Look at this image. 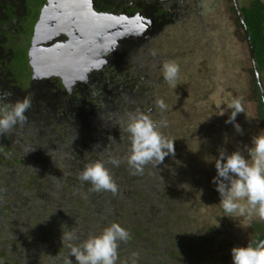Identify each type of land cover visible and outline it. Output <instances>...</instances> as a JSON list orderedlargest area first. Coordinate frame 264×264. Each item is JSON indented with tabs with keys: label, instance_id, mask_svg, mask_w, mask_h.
I'll use <instances>...</instances> for the list:
<instances>
[{
	"label": "rangeland",
	"instance_id": "rangeland-1",
	"mask_svg": "<svg viewBox=\"0 0 264 264\" xmlns=\"http://www.w3.org/2000/svg\"><path fill=\"white\" fill-rule=\"evenodd\" d=\"M237 1L242 6L249 5L253 0ZM196 4L194 0L181 3L178 13L182 15L187 10L186 16L183 17V14L166 25L161 34L149 37L152 39L149 48H153L145 56L146 69L140 68L143 74L138 77L142 85L138 94L139 101L151 105L148 109H153L150 116L154 121L159 123L167 120V127L161 128V131L169 139L175 140V156L165 158L163 164L167 162V167L156 169L153 181L158 183L159 176H162L163 185L174 182L179 194H187L181 201L183 213L178 214L181 218H175L176 227L167 233L166 242L175 250L185 249V254L179 257L180 264H233L231 249L247 247L250 242L253 244L256 234L254 225L264 223V220L259 217L257 209H253L250 214L246 212L243 216L234 215L233 218L225 215L220 205L221 196L213 183V177L217 175L215 159L223 150L228 154L241 150L249 158L244 146H251L253 136L259 135L264 127L257 116V104L251 98L253 61L248 42L235 20L238 16L235 8H232L235 6L234 0H203L200 8L195 7ZM164 62L179 65L178 79L172 84L164 80ZM30 65L32 64L27 57L22 56L20 65L17 66L21 71L28 67L30 72ZM236 98L242 100L245 109V113L238 114L236 118V122L244 130L243 135L235 131L233 124L225 122L231 115V101ZM158 99L165 101L166 111L162 112L156 106ZM110 104L116 106L114 101ZM222 112L224 115H220ZM85 136L78 137L77 144L82 143ZM39 142H43V148L36 147L39 152L36 153V158H41L42 161L31 162L33 159L21 156L12 159V166L22 167L25 173L19 180H12L17 176L16 171L11 173L10 167L1 163L0 181L3 178L11 181V186L23 183L22 187L12 189L10 186V189L0 192L2 245L8 243L1 234L10 235L15 229L12 225L18 226L17 233L28 231L23 223L28 208L26 202L19 197L22 198V195L32 189L34 174L39 173L38 178L43 176V158L54 154H49L45 138ZM59 150L63 152V149ZM35 164L39 166V171L30 168ZM65 168L71 169V165L66 164ZM58 193L55 190L50 192L53 201L59 198ZM26 201L30 202V199L26 197ZM240 202L247 204L246 199ZM31 227L30 232L35 238L43 235V227H37L34 220ZM137 227L139 226L136 225L130 231L132 235L129 240L120 246L131 251L128 257L136 261L147 258L156 262L159 257L153 252L148 255L144 253L143 258H140ZM44 239L40 237L37 242H43ZM57 248L58 246L53 248L49 258L59 255ZM17 255L20 259L19 248ZM2 258L0 252V260ZM163 260L166 264L167 259Z\"/></svg>",
	"mask_w": 264,
	"mask_h": 264
},
{
	"label": "flooded vegetation",
	"instance_id": "flooded-vegetation-1",
	"mask_svg": "<svg viewBox=\"0 0 264 264\" xmlns=\"http://www.w3.org/2000/svg\"><path fill=\"white\" fill-rule=\"evenodd\" d=\"M44 1L0 0V93H12L7 101H3L4 103H14L25 96L32 101V107L26 112L27 122L24 125L18 124L9 133L0 135L1 157L6 156L12 160L21 156L24 159H33L31 162L42 161L41 158H36L38 156L36 153H39L36 147L43 148V142L39 141H43L44 138L47 141L45 144L49 148V154L54 153V158L59 161L58 166L61 168V172H64L66 164L71 165V169H65L75 171L74 160L79 156L92 157V153L86 148L82 150L81 154V149L87 141H90L87 143L88 149L90 147L92 149L102 148L106 152V156L113 154L112 151L117 147H120L128 156L131 143L113 136L114 129L126 127L128 119L126 123L121 122L117 127L116 120L109 119V115L115 116L114 113L120 109L110 104L116 95L113 93L110 99L104 98L105 103L100 102L99 97L106 85L112 81V77H114L112 71L114 70L117 72L118 80L135 86L138 80V76H133L136 71L134 67L136 60L124 59L119 56V53L126 44H130L136 49L142 42L149 46L152 41L149 37L161 34L166 25L173 23L176 18L184 14H179L178 9L181 3L185 4L186 0H90L94 10L100 13H110L125 18L140 16L143 24L147 27V31L141 38L123 39L113 51L112 47L107 48V44L101 46L102 44L98 43V45H91L90 48L86 46L90 39H100L103 35H100L99 32L91 33L90 28L83 31L86 16L82 14L76 17V13L73 12L70 14L68 12L61 13V20L54 19V23L50 24L51 20L45 23V34H43V25L42 33L40 29L36 33ZM202 1L194 0L197 3L195 7L200 8ZM185 14H187V10ZM185 14L183 17L186 16ZM81 16H85V18ZM78 36L82 37L80 49L75 47L76 43L74 42ZM34 40L36 45L39 44L35 51ZM100 47L103 51L99 52V58L96 60L94 54L99 51ZM79 51H81V55L74 57ZM32 52L41 54L33 58ZM22 56H26L30 64H34V67L30 65V72H28V67L21 71V68L17 66L20 65ZM32 59H34L33 62ZM94 59L100 66L88 70ZM64 61L74 64H64ZM111 66L113 69L109 70ZM63 68L68 70L66 74L69 78L66 82L63 77L64 73H62ZM125 87L127 84H124L123 88ZM131 103L139 106L140 111L147 105L139 101V97ZM152 111L153 109H147V114H152ZM110 122L113 123L109 126L110 132L105 134L103 129H107V124ZM91 125L97 126L98 134H100L99 139H94L97 136L95 128L94 133L87 134V129ZM84 135L88 136L87 139L77 144L78 137ZM59 149H63V152ZM48 157L47 155L43 159ZM41 166L43 167V164ZM13 168L9 170H14ZM30 168L40 170L37 164ZM24 174L22 172V175ZM36 174H34L35 177ZM1 183H3V190L1 188L0 190L4 192L7 188V181L1 180ZM60 196L53 201L50 193L42 195L48 207H50L48 201H52L54 205L56 201H59ZM121 248L119 246V252H122ZM154 248L156 249L153 252L154 255L162 258L156 259V262L151 261L152 263L165 264L163 260L165 258L167 259L166 264H173V260L169 256L171 252L168 249L157 243Z\"/></svg>",
	"mask_w": 264,
	"mask_h": 264
},
{
	"label": "trees",
	"instance_id": "trees-1",
	"mask_svg": "<svg viewBox=\"0 0 264 264\" xmlns=\"http://www.w3.org/2000/svg\"><path fill=\"white\" fill-rule=\"evenodd\" d=\"M232 8L234 9V7ZM241 9L251 34L259 72L264 85V1L253 0L249 5H242ZM235 20L238 28L244 33L239 18L236 17ZM243 33L242 35L245 41H247L245 33ZM140 44L138 49L130 44H126L124 49L119 53V56H122L124 59L132 58L133 61L136 60L134 77L142 76L143 70L140 68L146 69L147 64L144 63L145 56H148V52L153 48H149L152 43L149 46L144 42ZM112 66L109 67V70L113 69ZM251 72L253 75L251 81V98L257 104V116L264 127V103L261 89L254 73V66ZM116 75L117 72L115 70L112 71V76L114 77H112V81L102 90L103 93L100 95L99 100L101 99L100 102L105 103L104 98L106 99L108 97L110 99L113 93L116 95L113 101L120 109L117 110V113H114L115 116L108 115L112 121L116 120V126L119 127V123H126L129 114H133L138 110L140 111V107L131 102L137 100L140 96L138 94L137 97V92H139V88L141 89L142 85L137 80L135 86H131L130 83L118 80ZM123 83L127 84V87L123 88ZM116 84L117 86H115ZM149 106L151 105H145L142 112L147 114ZM111 124L113 123H108V128L103 129L105 134L110 132L109 126ZM94 128L97 135L94 139H99L100 134H98L96 125L89 126L87 129L89 130V135L94 133ZM125 128H115V134L113 136L131 143L129 134L124 130ZM85 137L87 139L88 136L86 135ZM88 142L90 141H87L83 145L81 154L85 148L88 150ZM90 152L92 153V157L79 156V158L74 160V163H76L74 167L75 171L64 169V172H61V168L58 166L59 161L54 158V154L43 160V176L38 178L39 173H37L34 179L35 181L33 183L30 182L33 185L32 189H28L29 191L22 195V198L19 197L21 201L26 202L28 208L25 217H23V223L27 226L28 231L22 230L25 233H21L22 231H20L19 234L17 233L18 226L12 225L15 229L10 235H6V237L5 234H1V237L8 245L0 244V249H2L0 252L3 255L0 264H63L64 258L69 253L68 242L62 244L63 231H75L80 240L74 243H79L91 236L100 235L104 228L114 222L119 223L129 233L136 225L139 226L137 227L139 231L137 233V245L141 248L139 250L140 258H143L144 253L148 255L150 252H155L156 249L154 246L157 243L158 245L162 244V247L168 249L169 252L174 251L173 253L171 252L174 256L170 257H174L172 263L180 264L179 257L185 254V249L175 250L166 240L167 233L171 231L170 229L174 226L176 227L175 218H181L178 215L179 213H183L181 201L187 194H179L178 188L174 186V182H166V185H163L162 176H159L160 181L158 183L153 181L156 169L160 167L166 168L167 162L158 165L157 168L151 164L146 165L142 174H133L134 170L130 168L125 158L127 154L120 147L114 149L112 151L113 154H108L107 156L106 152L99 147L90 150ZM113 158L120 160L118 166L110 162ZM5 159H7L6 156L1 157L0 155V172L1 163H6L10 168L13 167L12 160L8 159L6 161ZM96 161H102L105 167L109 169L115 183L118 185V193L116 195H113L110 191L95 192L92 190L90 182H82L79 179V173L86 165L95 163ZM13 169L11 173L16 171L17 176L11 179L19 180L23 168L15 166ZM2 180L5 179L3 178ZM166 180H168L167 177ZM18 183L19 185L11 186L9 181H7L6 189H10V186L12 189L23 186V183ZM0 184V188L3 190V183L1 181ZM53 190L57 193L59 192L61 196L59 201H56L54 205L52 201H48L50 205L48 207L42 195H47ZM26 197L30 199V202L26 201ZM33 220L37 227H43V235L40 236L45 238L43 242L40 240L37 242L40 237L35 238L30 232ZM254 228L256 234L254 236L255 241L253 242V246L264 239V223H256ZM130 235L132 234L130 233ZM124 243L120 242L121 245H124ZM56 246H58L56 252L59 255L53 257V259L49 258L50 252ZM18 248L21 254L20 259L17 255ZM122 250L124 253L119 252L117 264H153L147 258L140 259V262L138 260L136 261L132 257H128L131 251L125 248H122ZM71 259L73 260V264H76L75 257L73 256Z\"/></svg>",
	"mask_w": 264,
	"mask_h": 264
},
{
	"label": "clouds",
	"instance_id": "clouds-1",
	"mask_svg": "<svg viewBox=\"0 0 264 264\" xmlns=\"http://www.w3.org/2000/svg\"><path fill=\"white\" fill-rule=\"evenodd\" d=\"M163 77L169 84L174 83L179 76L180 68L175 62H164L162 65ZM11 92L0 93V135L9 133L15 126L24 125L28 117L26 112L32 107V101L25 96L14 103L7 101ZM156 106L163 112L167 105L163 99L156 101ZM231 115L225 121L233 124L235 131L243 135L242 126L236 122L237 115L245 113L242 100L233 99ZM220 115H224L222 112ZM167 120L159 123L149 114L137 111L129 114L128 123L124 129L130 137V154L126 157L133 174H142L146 165L157 168L169 155L175 156V140L169 139L161 131L167 127ZM244 151L248 157L237 150L228 154L225 150L215 159L217 175L213 183L221 196L220 205L225 215L243 216L253 209L258 210L259 217L264 220V130L253 136L251 146L245 145ZM251 161V162H249ZM118 166L120 160L113 158L110 161ZM82 182H90L95 192L110 191L118 193L110 171L102 161L90 163L79 173ZM247 200V204L240 201ZM130 233L119 223H112L104 228L98 236H91L79 243L80 238L75 231L62 234V244L68 242L69 253L63 264H73L71 257H75L76 264H117L120 242H127ZM233 264H264V241L253 246L250 242L247 247H233L231 249Z\"/></svg>",
	"mask_w": 264,
	"mask_h": 264
},
{
	"label": "water",
	"instance_id": "water-1",
	"mask_svg": "<svg viewBox=\"0 0 264 264\" xmlns=\"http://www.w3.org/2000/svg\"><path fill=\"white\" fill-rule=\"evenodd\" d=\"M56 2H59V4H56ZM234 5L248 42L251 59L253 61L255 74L257 76L258 84L261 89L262 100L264 103V85L259 72L255 48L252 42L251 34L248 29L247 23L244 19L239 2L237 0H234ZM66 12H68L69 14L71 12L76 13L75 14L76 17L80 16L81 14L85 15L86 21L83 31L90 28L91 33L99 32L100 35H103L100 39L98 38L94 40L90 39L89 42L86 43V46L88 48H90L91 45H98V43H101L102 44L101 46L107 44V48L109 47V49L110 47H112V51H113L115 48L118 47V45H120L123 39H126L128 37L141 38L144 35V33L147 31V27L143 24L140 16L125 18L124 16H115L110 13H100L97 10H94L93 4L91 3L90 0H47V1L45 0L43 3L41 16L38 25L36 27L37 30L36 33H38V29H40L41 30L40 32L42 33V25H43V34H45L46 33V32L44 33V29H45L44 25H46L45 23L48 22L49 20H51V22H49L50 24L54 23L53 22L54 19L61 20L60 14ZM85 16H81V17L85 18ZM123 24L126 25L124 26ZM96 36L98 37V35ZM36 37L37 34L35 35V38ZM76 38L77 40L74 41L76 43L75 47L80 49L82 47L81 46L82 37L78 36ZM34 44H35V40H34ZM38 45L39 44L37 45L35 44L34 51L36 50L37 48L36 46ZM102 51L103 49L100 47L99 51H96V53L94 54V58H96V60H98L99 58L98 56L99 52ZM80 52L81 51H79V53L74 57H79L81 55ZM32 53H33V58H36V56L41 54L38 52H32ZM33 60L34 59H32V62ZM96 60L94 59V62H92L93 64H91L88 70L95 69L100 66ZM64 64H74V63L69 61H64ZM32 65L34 67V64ZM64 71L65 73H68V71L66 70ZM262 241H264V239Z\"/></svg>",
	"mask_w": 264,
	"mask_h": 264
},
{
	"label": "bare ground",
	"instance_id": "bare-ground-1",
	"mask_svg": "<svg viewBox=\"0 0 264 264\" xmlns=\"http://www.w3.org/2000/svg\"><path fill=\"white\" fill-rule=\"evenodd\" d=\"M63 71H62V73H64V79H65V82L68 80V78H69V76L65 73V71L64 70H66V71H68L67 69H65V68H63L62 69Z\"/></svg>",
	"mask_w": 264,
	"mask_h": 264
}]
</instances>
